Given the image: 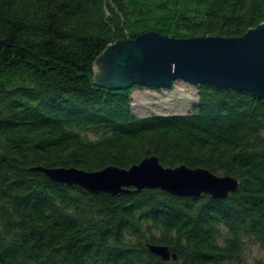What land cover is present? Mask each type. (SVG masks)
I'll return each mask as SVG.
<instances>
[{
    "label": "trees",
    "instance_id": "obj_1",
    "mask_svg": "<svg viewBox=\"0 0 264 264\" xmlns=\"http://www.w3.org/2000/svg\"><path fill=\"white\" fill-rule=\"evenodd\" d=\"M263 22L264 0H0V264H242L247 246H264V99L202 83L188 113L138 116L137 85L97 86L91 66L143 31L239 36ZM152 155L238 187L226 198L94 194L30 170Z\"/></svg>",
    "mask_w": 264,
    "mask_h": 264
},
{
    "label": "water",
    "instance_id": "obj_2",
    "mask_svg": "<svg viewBox=\"0 0 264 264\" xmlns=\"http://www.w3.org/2000/svg\"><path fill=\"white\" fill-rule=\"evenodd\" d=\"M93 83L108 89L170 87L183 80L232 88L264 99V22L239 36L175 37L147 30L134 37L108 43L92 61ZM51 180L75 184L90 193H131L159 188L176 196L226 198L239 181L202 167H164L157 156L143 158L128 168L108 165L95 171L75 167L34 166ZM149 251L163 261L176 260V253L162 244L148 243Z\"/></svg>",
    "mask_w": 264,
    "mask_h": 264
},
{
    "label": "rangeland",
    "instance_id": "obj_3",
    "mask_svg": "<svg viewBox=\"0 0 264 264\" xmlns=\"http://www.w3.org/2000/svg\"><path fill=\"white\" fill-rule=\"evenodd\" d=\"M197 86L176 80L169 88L137 86L131 90L132 110L135 115L186 114L197 100ZM264 260V246L250 244L244 253L242 264H258Z\"/></svg>",
    "mask_w": 264,
    "mask_h": 264
}]
</instances>
